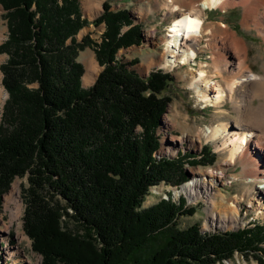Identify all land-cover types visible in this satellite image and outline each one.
I'll return each instance as SVG.
<instances>
[{"label": "trees", "instance_id": "1", "mask_svg": "<svg viewBox=\"0 0 264 264\" xmlns=\"http://www.w3.org/2000/svg\"><path fill=\"white\" fill-rule=\"evenodd\" d=\"M0 3L8 19L0 45L8 55L0 201L16 177H28L25 230L41 264H216L247 251L264 264V224L202 233L197 224L179 228V218L194 213L181 201L143 208L152 186L187 180L184 164L194 155L158 152L174 76L155 69L145 77L133 68L137 60L119 58L144 41V26L129 10L104 3L94 23L106 29L95 42L77 39L89 23L80 0ZM86 45L103 66L88 88L77 60Z\"/></svg>", "mask_w": 264, "mask_h": 264}, {"label": "rangeland", "instance_id": "2", "mask_svg": "<svg viewBox=\"0 0 264 264\" xmlns=\"http://www.w3.org/2000/svg\"><path fill=\"white\" fill-rule=\"evenodd\" d=\"M197 1V0H196ZM195 0H180V2L185 5L182 11H185L192 2ZM97 0H80L81 7L83 10L84 17L88 19L89 23L85 26L77 35L78 41L86 36H90L95 42H101L102 35L106 29V24L101 23L97 26L94 23L104 11V3H110L112 9L118 11L120 9H126L130 11L131 16L135 21L141 23L144 33V41L141 46H131L126 49H122L118 56L123 59L124 62L132 63L137 60L133 68H135L141 75L147 77L151 71L155 69H163L166 72H170L174 76V81L169 84L165 93L171 97V103L169 104L168 110L162 118L161 123V147L159 153L164 156H176L181 151L186 150V152L193 153L194 157L186 161L184 166L187 171V180L180 185H173L167 181H162L158 185H154L150 188L149 194L147 195L143 208H150L154 204L161 201L163 194L160 196L159 192H165L169 187H179L184 186L193 177H196L199 172H207L210 168L217 170L218 166L222 163L223 159L226 158L227 154L225 149H223L222 138L216 140H208L206 136L200 133V131L206 126L211 124H216L222 121L226 116L229 118L230 123H234L233 118L235 116V111L233 110L232 100L227 99L223 103V107L209 106L206 105L202 100H200L198 93L194 89L189 88V75L186 72V68L189 69V64L179 65L176 68H164L162 67V57L166 56V39L167 34L170 33L169 25L171 21L177 16V10L170 12L166 9L168 0H102L100 3V8L96 9ZM202 2V0L197 1V5ZM188 3V4H187ZM186 7V8H185ZM226 8V9H225ZM225 8H213L206 9L204 13L206 14V27H212L216 40H218L221 46L222 40L225 38L224 30L233 32L236 36L245 41L248 52H249V66L253 72L258 74H264V37L261 33V26L251 23L249 26L244 24V9L241 6L227 5ZM221 22L227 25L226 29L220 27ZM0 45L8 37V19L6 17V11L0 3ZM150 34V35H149ZM261 34V35H260ZM209 36L202 38L201 46H204L207 42L208 47H203L199 52L197 59L203 64H208L209 71L214 72V63L218 62L219 55L215 51L214 41L210 39L206 40ZM229 47V45L227 44ZM205 48V49H204ZM166 52V53H165ZM228 55V50L225 51ZM2 63H4L8 55L6 53H1ZM95 58L98 61L96 51L91 45H86L83 49L79 51L78 62H80L84 67V73L82 77V85L85 88L92 86L100 72L103 70V66L98 76L92 82L86 83L84 81V75L88 70V62L90 58ZM164 60V59H163ZM224 62V61H223ZM222 62V63H223ZM1 63V64H2ZM194 68H199V65H194ZM213 67V68H212ZM214 69V70H213ZM225 73V72H224ZM226 74L224 77H226ZM188 76V77H187ZM220 78V77H219ZM245 78V77H244ZM221 79V78H220ZM6 89V88H5ZM6 91V90H5ZM6 93H8L6 91ZM237 95V94H235ZM255 103H259L258 98L255 99ZM5 105V103H4ZM4 105L2 106V111L0 112V122L4 111ZM168 116V117H167ZM171 137L178 139L181 137L182 140L178 139L171 141ZM214 157L215 161L207 165H203V160L207 158ZM201 164H197L200 163ZM243 163L241 159H238L233 165H228L223 167V178L216 180V187L219 194L217 196V201L222 200L221 194H224L227 199V213L230 214L233 208L228 204L230 202L236 203V195L238 196V201H240L239 218L240 222L238 226L230 227H216L215 230H234L242 229L246 227H252L253 224L259 223L264 224V218L258 216V211L255 209L256 205L253 204V197L251 193H245V189L254 187L256 192L260 196H264V182L263 181H247L237 177L233 179L234 176L242 175ZM194 172H197L195 175ZM232 176V177H231ZM18 184L17 190L14 193V203L10 204V207L6 208L5 196L11 191L13 185ZM29 187L28 177L23 178L16 177L12 182L10 189L3 194L0 201V218L4 216L5 220L9 224L10 231H0V264H14L13 258L7 257V246H12L11 248L17 247L19 251L18 257L19 261L17 264H41L42 256L33 250V241L26 233L25 230V190ZM248 187V188H247ZM244 191V192H243ZM263 191V192H262ZM171 190L168 194H172ZM243 193V194H242ZM223 195V196H224ZM244 196L240 199V196ZM224 197V198H225ZM182 203H185V208H194L193 215H182L178 220V226L180 229H186L192 225L197 224L202 233L211 232L214 230L207 229L205 221L209 218V214L206 211L207 203L202 199L192 201L185 194L178 197ZM251 199V200H250ZM250 201V203H249ZM253 204V205H252ZM21 207V218L20 220H13L11 222L12 214L16 210L17 206ZM242 207V208H241ZM223 208V207H219ZM0 220V224L3 223ZM70 227H74L75 223L73 220H68ZM226 228V229H224ZM19 231H24L27 235L22 241L19 240ZM254 251H247L244 253L236 252L235 255L216 264H228L229 261L235 264H258V261L253 256Z\"/></svg>", "mask_w": 264, "mask_h": 264}, {"label": "bare ground", "instance_id": "3", "mask_svg": "<svg viewBox=\"0 0 264 264\" xmlns=\"http://www.w3.org/2000/svg\"><path fill=\"white\" fill-rule=\"evenodd\" d=\"M101 1L97 0L96 9L100 8ZM197 1L192 2L188 8L185 7V11H182L181 8L184 9L185 5L180 0H168L166 9L172 13L175 10L178 11V9L179 11L168 27L170 33L167 34L165 42L167 53L165 52L166 56L162 57V67L176 68L179 65L189 64V69L186 68L189 75V77L187 76L189 78V88L194 89L200 100L206 105L223 107L225 100L228 98L232 100L233 110L235 111L234 123H230L229 118L225 116L221 122L206 125L200 131L208 140L222 138L223 149L228 153L226 158L223 159L217 170L210 168L202 176H199V174L201 175V172H199L182 189L173 188L176 196L185 194L192 201L202 197L207 203L206 211L209 214L205 224L207 229L212 230L216 227H228L229 224L230 227H235L240 222L238 212L240 210L239 195H236V203L230 202L228 204L234 209L230 214L227 213L229 212L226 209L227 206L225 208V205H227L225 195L220 192L222 200L217 201L219 194L214 188L218 183L216 180L223 178V167L234 165L238 159H241L244 164V171H242L244 173L234 176L233 179L240 177L247 181L264 182V74L255 73L250 68L247 45L235 33L224 30L225 38L222 40L221 46L219 45V39L216 40L217 36L212 27L205 26L206 14L204 11L218 7L225 8L231 4L241 6L245 13L244 24L249 26L254 23L261 26V33L264 37V0H202L198 5ZM220 27L226 29L227 25L221 22ZM1 36H3L2 32L0 33ZM205 36H209L206 39L208 41L213 39L215 51L219 55V61L215 62L213 66L214 72L206 69L209 66L207 63L203 64L196 58L199 52H204L200 49L209 45L207 42L204 46H201L202 38ZM226 50H228V55L225 53ZM2 58V55H0V112L8 98V93H6L3 85ZM194 65H199V68H194ZM101 69L98 61L93 57L90 58L84 81L89 83L95 80ZM224 72L227 73L226 77H224ZM256 98L260 100L259 103L254 102ZM177 138L182 140L181 137ZM178 139L171 137V141H178ZM194 174L196 175L197 172H194ZM17 186L18 184L13 185L11 191L5 196L6 208L14 203L13 197ZM245 190V193H251L252 202L256 205L255 209L258 211V216L264 218V196H260L254 187ZM243 197V195L240 196V199L242 200ZM220 206L223 208H219ZM21 214V207L18 205L12 214L11 222L20 220ZM0 220L4 221L0 224V231H10L9 224L4 216ZM25 237H27L26 233L19 231V240L22 241ZM11 247L10 245L7 246V257L13 258L14 264H17L19 251L15 249L17 247H14V249ZM228 264L235 263L229 261Z\"/></svg>", "mask_w": 264, "mask_h": 264}, {"label": "built area", "instance_id": "4", "mask_svg": "<svg viewBox=\"0 0 264 264\" xmlns=\"http://www.w3.org/2000/svg\"><path fill=\"white\" fill-rule=\"evenodd\" d=\"M161 129H162V127L160 126L159 133H160ZM160 135H161V133H160ZM160 156H162V155H160ZM180 187H181L180 189H182V188H183V185L180 186ZM173 188H179V187H177V186H175V187L170 186V187H169V192H170L171 190H173ZM169 192H168V190H165L164 193H163L162 191L159 192V195H160V196L163 194V198H162L161 200H166V201H170V200H171V201H173V202L179 204L180 201H181L180 199H178L179 196H176L174 190H173L172 194H170V195L168 194ZM197 200H198V199H197ZM212 230H213V229H212Z\"/></svg>", "mask_w": 264, "mask_h": 264}]
</instances>
